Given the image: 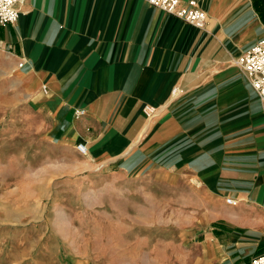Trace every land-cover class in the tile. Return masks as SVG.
<instances>
[{
	"label": "crops",
	"instance_id": "crops-1",
	"mask_svg": "<svg viewBox=\"0 0 264 264\" xmlns=\"http://www.w3.org/2000/svg\"><path fill=\"white\" fill-rule=\"evenodd\" d=\"M197 1L203 27L148 0H26L0 25L1 81L44 160L153 208L141 235L165 232L171 264H250L264 252V102L236 59L264 38V0Z\"/></svg>",
	"mask_w": 264,
	"mask_h": 264
},
{
	"label": "rangeland",
	"instance_id": "rangeland-1",
	"mask_svg": "<svg viewBox=\"0 0 264 264\" xmlns=\"http://www.w3.org/2000/svg\"><path fill=\"white\" fill-rule=\"evenodd\" d=\"M2 78L0 264L173 263L176 251L156 239L165 232L141 235L139 216L153 208L93 186L89 175L76 178L73 166L44 160L41 146L19 135L22 114Z\"/></svg>",
	"mask_w": 264,
	"mask_h": 264
},
{
	"label": "built area",
	"instance_id": "built-area-1",
	"mask_svg": "<svg viewBox=\"0 0 264 264\" xmlns=\"http://www.w3.org/2000/svg\"><path fill=\"white\" fill-rule=\"evenodd\" d=\"M26 0H0V25L14 24L20 16V6ZM148 2L159 7L170 14L178 16L197 27L206 24L207 12L199 6L197 0H148ZM236 62L248 74L253 88L264 102V38L258 40L243 54L237 57ZM174 92L178 88L173 89ZM84 108H78L76 115L83 114ZM156 112V107L150 104L144 106V113L152 116ZM78 150L85 153L87 147L83 142L77 144ZM232 202V198H227ZM250 264H264V252L259 253L250 261Z\"/></svg>",
	"mask_w": 264,
	"mask_h": 264
}]
</instances>
